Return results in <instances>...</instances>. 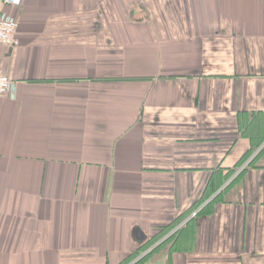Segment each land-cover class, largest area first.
<instances>
[{
    "label": "crops",
    "instance_id": "obj_1",
    "mask_svg": "<svg viewBox=\"0 0 264 264\" xmlns=\"http://www.w3.org/2000/svg\"><path fill=\"white\" fill-rule=\"evenodd\" d=\"M4 12L0 264H264V0Z\"/></svg>",
    "mask_w": 264,
    "mask_h": 264
},
{
    "label": "built area",
    "instance_id": "obj_2",
    "mask_svg": "<svg viewBox=\"0 0 264 264\" xmlns=\"http://www.w3.org/2000/svg\"><path fill=\"white\" fill-rule=\"evenodd\" d=\"M21 3H22V0H0V44H4L10 48H14V47L18 46L20 43V40L18 37L19 23L14 17L5 13L4 9L6 6H19V5H21ZM16 94H17L16 82L14 80H12L9 76L4 75V74H0V97L3 95H6V96H10L11 98H15ZM248 162H247V164H248ZM199 212H200L199 208L194 210L188 219L196 217ZM187 220L179 223L177 226H174L168 232L165 239H167L168 237H172L175 234H177L180 231V229L186 224ZM158 244L159 243L151 246L148 250L143 252L137 259L144 256L145 254H148Z\"/></svg>",
    "mask_w": 264,
    "mask_h": 264
},
{
    "label": "trees",
    "instance_id": "obj_3",
    "mask_svg": "<svg viewBox=\"0 0 264 264\" xmlns=\"http://www.w3.org/2000/svg\"><path fill=\"white\" fill-rule=\"evenodd\" d=\"M173 225H170L166 230H164L162 233L164 234L165 232H169L173 227ZM161 233V234H162ZM160 234V235H161ZM158 236L156 237V239L154 240H150L147 241L146 243H144L142 246H140V248H138L130 257H128L124 262L120 263V264H139L141 263L147 256H149L152 252H154L158 246H160L162 243H164L165 241L172 239V237H168L167 239H165L162 242H158V240L162 237V236ZM159 243L153 250H151L148 254H145L144 256L140 257L139 259H137L143 252H145L146 250H148L151 246L155 245ZM137 259V260H136ZM136 260V261H135Z\"/></svg>",
    "mask_w": 264,
    "mask_h": 264
}]
</instances>
